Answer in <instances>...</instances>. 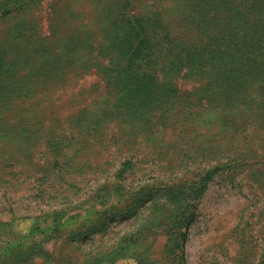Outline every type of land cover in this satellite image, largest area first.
<instances>
[{"label": "rangeland", "instance_id": "1", "mask_svg": "<svg viewBox=\"0 0 264 264\" xmlns=\"http://www.w3.org/2000/svg\"><path fill=\"white\" fill-rule=\"evenodd\" d=\"M18 1L0 0V264H264V76L227 32L264 0ZM122 12L153 31L131 66L81 48Z\"/></svg>", "mask_w": 264, "mask_h": 264}, {"label": "trees", "instance_id": "2", "mask_svg": "<svg viewBox=\"0 0 264 264\" xmlns=\"http://www.w3.org/2000/svg\"><path fill=\"white\" fill-rule=\"evenodd\" d=\"M25 3L24 0H20L15 6H20L21 8ZM251 15L258 16L254 19V27L249 24V21L246 18V13L243 11L240 13V17L245 25L237 30L230 26L227 28V32L230 37L237 36L240 38L239 41H231L230 43L233 44L237 50H241L242 53L249 56L259 57V60L254 61V63H259L260 67L255 66L253 69L257 70L259 74L264 76V13L257 11V13ZM111 23L113 24V27L105 28L107 35L104 39L108 40L106 44H99V40L94 37V31L87 29L85 32L86 34L83 36L81 48L91 52L94 51L96 55H98L100 54L99 50L102 49L103 45L106 48L105 54L103 55L104 57L107 55H113L114 52V57L119 56V59L121 60L122 58L127 57L126 61L130 66L135 62L138 63L139 60L145 57L144 55L150 48L149 38L153 31L148 30L149 24L137 15L132 16L124 12L118 13ZM227 24H231V22H228ZM156 31H158V29H156ZM212 36H215V34H212ZM216 38H218V35ZM37 48L39 49V47ZM148 55H146L147 57L145 59L147 67L143 69L146 71L151 70L153 65H155V59ZM93 60L94 57L89 58L88 61L82 60L84 61L82 68L86 69L92 67L96 63ZM149 65L152 67H149ZM262 101H264V98ZM184 237L185 232L180 231L179 240L181 241ZM101 259V256L97 257L92 264H98Z\"/></svg>", "mask_w": 264, "mask_h": 264}]
</instances>
